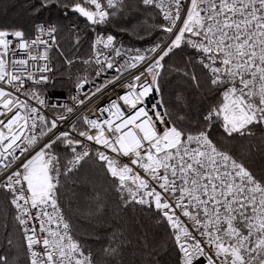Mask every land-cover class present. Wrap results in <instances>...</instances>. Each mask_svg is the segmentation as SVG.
Wrapping results in <instances>:
<instances>
[{"label": "snow or ice", "instance_id": "snow-or-ice-1", "mask_svg": "<svg viewBox=\"0 0 264 264\" xmlns=\"http://www.w3.org/2000/svg\"><path fill=\"white\" fill-rule=\"evenodd\" d=\"M30 7L29 31L0 26V264H130L131 240L119 223L99 247L81 238L78 218L101 216L109 199L117 216L130 208L162 230L158 245L144 239L135 264H161V249L170 255L163 264H264V166L251 162L253 153L264 161V0ZM53 7L55 19L41 18ZM133 8L159 18L145 29L157 35L143 49L118 45L100 27ZM81 18L96 33L90 54L69 77L70 104L50 105L51 53L64 56L65 31L81 43ZM117 87L122 94L100 105ZM189 94L199 98L194 110ZM246 140V150L233 151ZM86 166L92 176L82 175Z\"/></svg>", "mask_w": 264, "mask_h": 264}, {"label": "trees", "instance_id": "trees-1", "mask_svg": "<svg viewBox=\"0 0 264 264\" xmlns=\"http://www.w3.org/2000/svg\"><path fill=\"white\" fill-rule=\"evenodd\" d=\"M35 0H0V26H13L20 27L26 31H29L33 24V16L31 14L30 5L33 4ZM127 3L132 4L135 0H126ZM57 13L53 7L51 12L41 13V18L43 19H55ZM75 20V17H72ZM159 18L155 20L147 12L138 11L136 9H128L121 15H119L112 24L100 27L103 29L107 27L109 31L116 36L117 41H123L129 47H139L149 45L153 40L156 39V31L151 33L146 32L145 29L149 26L158 23ZM79 27L84 29L83 19L81 18ZM135 29V31H129L128 29ZM122 29H125L122 31ZM138 32L139 35H136ZM93 31L91 28L84 29L80 32L81 43L77 45L74 40V36L67 31H65L63 37L60 40L61 50L64 52V56H60L55 50L52 51V64L55 73L57 74L58 82L56 87L47 92L54 93L56 95H61L65 93L66 89V77L71 73H78L82 69L81 60L88 57L90 54L89 43L90 39L93 37ZM65 57L68 59L75 60V63L70 67H67L65 63ZM177 59V58H174ZM176 85L175 82L169 84L166 87V100H174L173 92ZM189 101L193 107V110L199 104V98H193L189 94ZM261 133L257 131L256 137L253 138L252 143H258ZM249 141L237 142L233 146L234 152H241L242 148L246 150ZM246 154V151H245ZM252 167L254 170L259 171V169L264 166V161L258 153H253L251 157ZM87 173L89 176L94 174V170L90 166H86L85 170H82V175ZM90 191V190H89ZM76 202L73 201V207L75 208ZM116 205L109 199L107 201V207L101 216H98L92 220H86L78 218V223L83 233L82 239L86 240L88 244L93 247H99L106 241V233L110 231L109 225L113 223H119L125 228L128 238L131 240V244L125 250L124 259L130 264H135L137 261H141L142 257L138 251L141 247L144 239L147 240L149 248L159 244L160 236L162 235V230L155 228L150 219L144 216L139 211L133 212L132 209H127L126 211H121L119 215H116ZM92 233L99 234L101 239L97 241ZM145 233L147 236L145 237ZM4 244L3 234L0 233V245ZM156 259H158L161 264L163 262L170 260V255L165 250H159V254Z\"/></svg>", "mask_w": 264, "mask_h": 264}, {"label": "built area", "instance_id": "built-area-1", "mask_svg": "<svg viewBox=\"0 0 264 264\" xmlns=\"http://www.w3.org/2000/svg\"><path fill=\"white\" fill-rule=\"evenodd\" d=\"M96 33H93V37L95 36ZM118 42V45L119 44H123V46L125 48H132V47H129L127 46L126 44H124L123 41H117ZM149 45H145V46H139V47H135V48H140V49H143V48H146V47H149ZM133 48V49H135ZM74 63H75V60H73ZM73 63V64H74ZM53 65V64H52ZM84 66V65H83ZM67 67H70L68 64H67ZM55 69H54V66H53V72H52V77H51V80L48 82V86H47V90H51L52 88L56 87V84L58 82V79L56 77V73H55ZM83 72L82 71H79L78 73H81ZM113 74V72H108L105 74V76H111ZM77 75V73H71L69 74L67 77H66V89H65V93L61 94V95H56L54 93H49L46 91V95H47V102L51 105V104H56L57 102H59L60 105H64L65 103H69L70 104V97L72 95V91H73V84H74V80L73 79H70L69 77H75ZM93 79H95L94 77V74H93ZM98 82H103V79H101L100 81ZM117 94H122V90L120 88H109L108 91L104 94L103 98L99 101V104L100 105H103V104H106L109 102L110 99H114L115 96ZM153 99H156V98H150V102L153 100ZM47 113L49 115H52L53 113V109H51V107H49L47 110ZM56 112H60L62 111L61 108H56L55 109ZM83 111L82 108L80 109H77L76 113L74 114H70L65 122V127L67 126H70L71 123L76 120L77 116L81 114V112ZM88 111H89V114H91V106L88 107Z\"/></svg>", "mask_w": 264, "mask_h": 264}, {"label": "rangeland", "instance_id": "rangeland-1", "mask_svg": "<svg viewBox=\"0 0 264 264\" xmlns=\"http://www.w3.org/2000/svg\"><path fill=\"white\" fill-rule=\"evenodd\" d=\"M67 65V64H66ZM82 66H83V64H82ZM84 69V66L82 67V69L80 70V71H82Z\"/></svg>", "mask_w": 264, "mask_h": 264}, {"label": "bare ground", "instance_id": "bare-ground-1", "mask_svg": "<svg viewBox=\"0 0 264 264\" xmlns=\"http://www.w3.org/2000/svg\"><path fill=\"white\" fill-rule=\"evenodd\" d=\"M132 48H135V47H132ZM56 77H57V74H56Z\"/></svg>", "mask_w": 264, "mask_h": 264}, {"label": "water", "instance_id": "water-1", "mask_svg": "<svg viewBox=\"0 0 264 264\" xmlns=\"http://www.w3.org/2000/svg\"><path fill=\"white\" fill-rule=\"evenodd\" d=\"M83 19V18H82Z\"/></svg>", "mask_w": 264, "mask_h": 264}]
</instances>
